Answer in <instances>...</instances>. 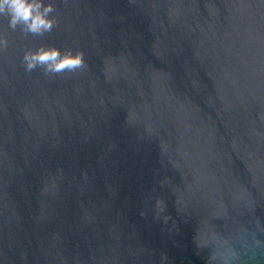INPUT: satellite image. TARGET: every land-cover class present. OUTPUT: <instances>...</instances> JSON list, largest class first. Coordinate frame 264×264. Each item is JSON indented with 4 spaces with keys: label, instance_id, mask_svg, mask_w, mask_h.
<instances>
[{
    "label": "water",
    "instance_id": "water-1",
    "mask_svg": "<svg viewBox=\"0 0 264 264\" xmlns=\"http://www.w3.org/2000/svg\"><path fill=\"white\" fill-rule=\"evenodd\" d=\"M44 3L0 17V264H264V0Z\"/></svg>",
    "mask_w": 264,
    "mask_h": 264
},
{
    "label": "clouds",
    "instance_id": "clouds-1",
    "mask_svg": "<svg viewBox=\"0 0 264 264\" xmlns=\"http://www.w3.org/2000/svg\"><path fill=\"white\" fill-rule=\"evenodd\" d=\"M54 8L44 0H0V17L8 19L9 27L32 35L50 32L55 21L50 19ZM26 72L42 68L46 75L75 71L84 65L83 53H62L55 48H40L26 53L24 58Z\"/></svg>",
    "mask_w": 264,
    "mask_h": 264
}]
</instances>
